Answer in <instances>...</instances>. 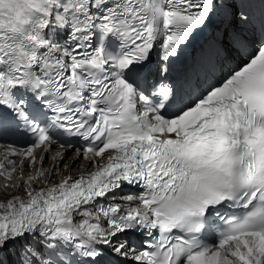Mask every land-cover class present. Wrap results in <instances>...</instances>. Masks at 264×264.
<instances>
[{"label":"snow or ice","instance_id":"snow-or-ice-1","mask_svg":"<svg viewBox=\"0 0 264 264\" xmlns=\"http://www.w3.org/2000/svg\"><path fill=\"white\" fill-rule=\"evenodd\" d=\"M9 132L0 264H264V0H0Z\"/></svg>","mask_w":264,"mask_h":264},{"label":"bare ground","instance_id":"bare-ground-1","mask_svg":"<svg viewBox=\"0 0 264 264\" xmlns=\"http://www.w3.org/2000/svg\"><path fill=\"white\" fill-rule=\"evenodd\" d=\"M7 149L3 148V146H1L0 148V160H3V153L6 152ZM58 153H64L65 154V161L64 164L65 165H70L73 161V157H74V152H72L69 156H67V151L66 150H60V149H54L53 151H49L47 153V159L45 160L44 164H43V170L45 172H50V170L53 167V161H52V157L56 156ZM41 155H44V153L41 151V149L39 151H37L36 156L40 157ZM86 161H80L77 163L76 167L72 170L71 175L76 176L79 174L80 171H82L84 169V165L86 164ZM16 172L13 173V176H16V178H18V175H20L22 177V179H27V177L29 175H34V168L29 166V161L25 160L23 161V169L21 170V160L19 158H16ZM35 169H40L41 168V164H40V160L38 161V163H35ZM69 174L67 172V170L65 169V167L61 166L60 170L58 172V174L55 176L53 182H57L59 181V179L61 178V175H67ZM8 184V183H7ZM43 185H38L36 187H42ZM13 194H18V195H23L24 193L22 191L20 192H13L12 187H8L5 188L3 191L0 190V200H3Z\"/></svg>","mask_w":264,"mask_h":264},{"label":"rangeland","instance_id":"rangeland-1","mask_svg":"<svg viewBox=\"0 0 264 264\" xmlns=\"http://www.w3.org/2000/svg\"><path fill=\"white\" fill-rule=\"evenodd\" d=\"M71 153H72V152H68V153H67V156H69Z\"/></svg>","mask_w":264,"mask_h":264}]
</instances>
